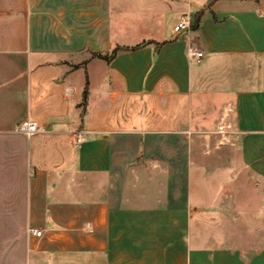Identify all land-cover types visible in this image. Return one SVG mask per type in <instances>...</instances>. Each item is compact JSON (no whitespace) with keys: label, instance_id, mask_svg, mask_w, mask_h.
Here are the masks:
<instances>
[{"label":"crops","instance_id":"obj_1","mask_svg":"<svg viewBox=\"0 0 264 264\" xmlns=\"http://www.w3.org/2000/svg\"><path fill=\"white\" fill-rule=\"evenodd\" d=\"M209 2L0 0V264H264V248L193 233L203 211L229 206L212 199L233 193L190 183L199 68L264 57V0ZM197 13L195 30L173 32ZM252 76L220 99L240 164L264 180ZM23 121L38 132H16Z\"/></svg>","mask_w":264,"mask_h":264},{"label":"rangeland","instance_id":"obj_2","mask_svg":"<svg viewBox=\"0 0 264 264\" xmlns=\"http://www.w3.org/2000/svg\"><path fill=\"white\" fill-rule=\"evenodd\" d=\"M199 69V86L191 97L200 114V128L191 135L195 141V149L191 151L195 165L190 166L196 177L190 183L193 188L211 196L224 191L233 193L225 192L223 197L212 199L214 202L222 200L223 204L227 202L229 206L221 208V212L203 211L201 219L194 224L193 233L205 243H224L239 251L253 253L264 248V180L252 176L240 164L235 142L226 138L229 129H226L221 105L227 100L220 97L226 92L245 88L241 79L250 75H253V81L247 87L264 88V57L223 60L215 67L204 65ZM178 184L183 187L184 182Z\"/></svg>","mask_w":264,"mask_h":264},{"label":"built area","instance_id":"obj_3","mask_svg":"<svg viewBox=\"0 0 264 264\" xmlns=\"http://www.w3.org/2000/svg\"><path fill=\"white\" fill-rule=\"evenodd\" d=\"M191 26V20L187 16H181L179 20L175 23L173 26V32L174 33H184L189 32ZM203 53L201 51H198L196 49H192L191 47L187 49V56L191 61L198 64L200 63V60L202 58ZM15 131L18 133H22L27 137H30L38 132V129L34 122L30 121H23L20 124H18L15 128ZM80 138H77V143H79ZM86 227L88 228V232L91 231L89 228V225L87 224ZM27 234L31 235L35 238L41 237V231L37 229H28Z\"/></svg>","mask_w":264,"mask_h":264},{"label":"trees","instance_id":"obj_4","mask_svg":"<svg viewBox=\"0 0 264 264\" xmlns=\"http://www.w3.org/2000/svg\"><path fill=\"white\" fill-rule=\"evenodd\" d=\"M212 1H214V0H210L209 3H211ZM200 16H201L200 13H197L194 15L192 22H191L190 30H195L198 27ZM119 50H120L119 48H116L109 55H107V54L106 55L92 54V57L99 58V59H102L104 61H108L109 59L114 57L118 53ZM86 98H87V84H85V88H84V91L82 93V105H84V103L86 102Z\"/></svg>","mask_w":264,"mask_h":264}]
</instances>
